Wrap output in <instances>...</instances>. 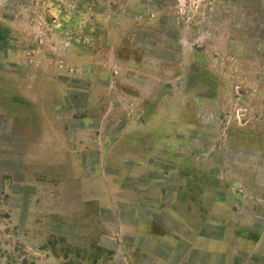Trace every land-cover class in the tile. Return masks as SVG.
<instances>
[{
	"label": "rangeland",
	"instance_id": "374dc122",
	"mask_svg": "<svg viewBox=\"0 0 264 264\" xmlns=\"http://www.w3.org/2000/svg\"><path fill=\"white\" fill-rule=\"evenodd\" d=\"M0 24L9 29H0V71L17 53L9 43L34 42L22 55L29 74L52 42L58 58L102 49L96 74L107 76L91 85L73 75L92 64L52 66L85 91L73 103L86 107L95 92L101 103L85 117L102 138L80 144L102 159L90 155L80 175L77 166L31 174L48 157L43 146L22 154L10 123L2 127L0 264H125L110 237L130 208L117 218L105 205L133 193L145 200L141 215L155 211L170 230L180 222L177 232L190 227L204 243L229 231L230 253L216 264H264V0H0ZM25 110L4 116L11 126L31 121ZM234 233L256 251H237Z\"/></svg>",
	"mask_w": 264,
	"mask_h": 264
},
{
	"label": "crops",
	"instance_id": "0c3cea01",
	"mask_svg": "<svg viewBox=\"0 0 264 264\" xmlns=\"http://www.w3.org/2000/svg\"><path fill=\"white\" fill-rule=\"evenodd\" d=\"M4 25L6 24H0V29H4L8 34L9 29ZM33 44L34 42L27 44L23 41L8 44L12 47V49H9L11 47H8V49L17 53H15V58L9 59L7 57L8 61H11L12 67H9L7 71H0V134L5 137V130L2 132V127L5 126L6 122H9L8 132L14 136L15 141H21L22 154L27 149L39 150V147L43 146L42 152L48 157L42 161L40 167L30 170L31 174L35 172L33 170L43 173L44 168L51 171L53 169V171L75 172L73 166H77L75 173L80 175L78 169L81 168V164L83 166L86 158H89L90 155L93 158L97 155L98 160L101 158L100 154H95L90 150L93 146L88 147L89 152H85L80 144L84 143L87 137H89L88 141H91V143L98 141L100 136L102 138L101 124L96 123V118L93 115L85 117L88 115V113L85 114L87 111H101V103L96 97V88H94L95 95L93 93L90 95V102L86 107L73 103L71 96L79 95L85 91L82 88L69 87V84L62 81L65 77L68 78L71 75L68 70H56L52 69V66L55 61L57 63L61 61L62 64L70 62L81 66L92 64L93 68H96L95 70L83 73L76 71L72 75L78 77V79L88 78L91 80L90 84L93 85L97 79L107 78L104 72L102 75L96 74L98 71H104L95 66L102 60V49L97 47L94 53H87L85 49L79 46L72 51L69 50L67 53L59 55L60 58H58L55 56L57 54H53L54 48L51 42L50 49L45 48L46 52L40 51L38 58H36L38 64L40 63L39 67L36 65L37 68L32 69L29 74L22 73L21 68L28 65L26 58L23 59L25 56L22 55H24L26 48ZM114 47L113 49H115ZM129 59L127 62L132 65L134 59ZM54 93L61 96L58 103H54L51 95ZM25 109L30 110V114H32L31 121L29 115H25V118L24 115H21L17 117L19 123L11 126V120L4 116V113H11L13 110L22 113V111H26ZM3 116L5 119H3ZM18 135H20V138L23 136L24 140L19 139ZM26 137H29L28 141ZM71 137L76 146H71ZM0 149L2 150L3 146L0 145ZM47 161L50 164H47ZM51 164H57L58 166H51ZM21 166L24 165L21 163ZM91 169L96 171L98 168L93 165ZM35 174L37 173L35 172ZM136 188L138 189V187ZM115 191L117 190L115 189ZM132 191H136V189H132ZM143 201L145 200L139 199V195L136 193H133L130 198H124L116 194L114 197H110L108 204L105 205L106 208L110 209V213L117 216V218L118 213L122 211L119 210V207L123 203L130 208L127 221L119 223L118 229L114 233L115 236L110 237V239L113 238L116 244L112 252L114 258L118 257L125 264H216L218 256L223 258L229 255L231 249L228 240L231 238L229 231L224 232V237L220 242L212 241L207 242L208 244L204 241L201 242L198 240V232L190 227L185 226L184 229H187L185 232L187 235L183 234L181 232L182 224L179 221L180 226L176 225V227H180L181 230L179 229L180 231L177 232L176 227L170 230L168 225L161 222V220L159 221L157 213L153 210L149 212L150 217L141 215L138 207ZM159 201L152 199L149 200V204L151 202L155 204ZM98 206H103L101 201ZM152 214L154 216H151ZM233 235L240 240L237 246L239 250L237 251L243 253L256 251L252 249L254 246L245 247L248 244L245 239L249 235H240L239 233ZM199 254L201 256H198ZM202 256H205V258ZM200 258H203L201 263L197 262V259Z\"/></svg>",
	"mask_w": 264,
	"mask_h": 264
}]
</instances>
